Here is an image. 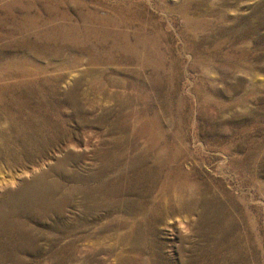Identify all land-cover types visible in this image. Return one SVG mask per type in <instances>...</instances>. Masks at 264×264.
Instances as JSON below:
<instances>
[{
    "label": "rangeland",
    "instance_id": "374dc122",
    "mask_svg": "<svg viewBox=\"0 0 264 264\" xmlns=\"http://www.w3.org/2000/svg\"><path fill=\"white\" fill-rule=\"evenodd\" d=\"M0 264H264V0H0Z\"/></svg>",
    "mask_w": 264,
    "mask_h": 264
}]
</instances>
